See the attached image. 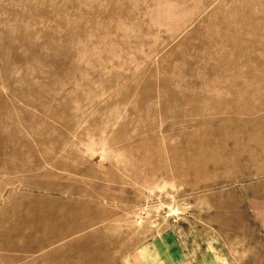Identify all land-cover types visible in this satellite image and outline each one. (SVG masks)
<instances>
[{"label": "rangeland", "instance_id": "rangeland-1", "mask_svg": "<svg viewBox=\"0 0 264 264\" xmlns=\"http://www.w3.org/2000/svg\"><path fill=\"white\" fill-rule=\"evenodd\" d=\"M0 264H264V0H0Z\"/></svg>", "mask_w": 264, "mask_h": 264}]
</instances>
